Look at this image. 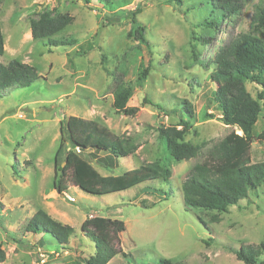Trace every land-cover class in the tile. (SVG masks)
Returning a JSON list of instances; mask_svg holds the SVG:
<instances>
[{"label": "rangeland", "instance_id": "374dc122", "mask_svg": "<svg viewBox=\"0 0 264 264\" xmlns=\"http://www.w3.org/2000/svg\"><path fill=\"white\" fill-rule=\"evenodd\" d=\"M203 1L115 0L107 8L96 0H0L5 46L0 61L31 64L40 75L30 86L0 95V248L6 255L0 264H62L89 257L95 246L81 227L93 216L124 222V230L112 241L121 252L108 264H156L164 258L184 264H243L232 249L264 242V182L224 213L184 204L181 183L193 166L208 159L232 130L241 133L224 124L215 107L219 84L211 76L217 72L216 54L228 36L250 32L264 36V26L253 30L259 0H244L240 14L220 17L214 28L200 25L210 16ZM137 8L141 12L136 19L148 45L132 31L128 12ZM45 13L69 15L73 21L49 38L33 39L31 20ZM49 39L70 44L57 46ZM146 67L145 82L135 87L127 103L137 108L136 113H118L113 107L117 80L133 85ZM245 84L256 95L259 87ZM71 116L98 121L136 145L135 153L118 160L115 169L96 164L102 174L170 162L161 128L185 129V140L199 145L200 151L189 160L170 162L168 183L146 181L128 190L92 195L69 175L66 196L53 184L55 172L61 173L55 164L61 124ZM263 116L248 153L252 164L264 162ZM148 185L159 191L148 195ZM40 209L74 227L71 243L76 250L52 253V245L42 247L40 235L26 231Z\"/></svg>", "mask_w": 264, "mask_h": 264}, {"label": "trees", "instance_id": "16d2710c", "mask_svg": "<svg viewBox=\"0 0 264 264\" xmlns=\"http://www.w3.org/2000/svg\"><path fill=\"white\" fill-rule=\"evenodd\" d=\"M91 1L85 0L86 3ZM96 1L107 8L115 2V0ZM243 1L210 0L209 2L204 0L201 4L207 5L210 16L200 25L214 28L220 17L224 18L226 14H240ZM140 12L141 8H137L129 11L128 16L131 17L132 31L136 32L137 39L148 45L143 34L144 28L136 19V15ZM72 21L73 17L69 15L51 17L49 13H45L39 20H31L32 37L33 39L49 38L63 30ZM263 26L264 0H259L253 16V30L258 31ZM1 30L0 22V58L5 53L4 35ZM49 42L57 46L70 44L69 40L58 42L49 39ZM203 42L206 43V39H203ZM215 64L217 72L211 76L219 84L214 91L215 107L220 112L221 121L228 126L237 127L241 133L236 130L228 133L210 151L208 159L193 166L187 179L181 183V189L185 206L224 213L230 206L239 205L240 201L248 198L250 191L264 182V162L252 164L248 161L249 149L255 140L257 123L261 114H264V36L260 37L255 32L228 36L216 54ZM148 74L149 67L142 69L133 85L117 80L113 89V107L118 113L126 115L136 113L137 108L128 107L127 103L134 94L135 87H141ZM39 77L37 68L31 64L15 59L8 64L0 61V95L6 94L10 88L19 89L30 86ZM245 81H250L259 87L256 95L249 91ZM155 106L161 110L164 109L159 103ZM178 111L183 110L176 109L174 112ZM187 113L190 111L187 110ZM182 121L184 126H187V122ZM60 129L62 136L56 152L55 164L59 166L61 173L58 176L55 172L53 185L62 194L68 189L69 175L76 186L92 195H107L128 190L146 181L158 180L161 183H168L172 177L170 162L189 160L197 156L200 151L199 145L185 140V129L161 128L160 136L164 139L165 150L169 155L167 161L170 162L148 163L117 175L102 174L95 167L96 164L107 170L115 169L118 160L135 153L136 145L129 138L117 136L108 127L100 125L98 121L86 120L78 116L69 117L65 123L61 124ZM260 136L264 137V133ZM63 152L65 155L62 162H65V166L62 162L59 163V157ZM101 153L105 156L96 157ZM86 155L96 157L95 160L90 157L95 163ZM158 191V188L148 185L145 193L150 195ZM216 218V216L212 217L214 220ZM81 230L83 235L94 244L95 252L89 257L74 258L62 264H108L121 252L112 241L117 239L118 233L124 230L123 221L93 216L83 222ZM26 231L40 235L39 244L42 247L47 244L52 245L54 247L52 253L59 255L76 250L71 243L76 236L74 227L54 219L43 209L38 210L29 220ZM232 250L237 258L244 262L243 264H264V242L257 246L243 245L239 249ZM35 256L37 259L38 256ZM5 259V252L0 248V263ZM156 264L184 263L164 258Z\"/></svg>", "mask_w": 264, "mask_h": 264}, {"label": "built area", "instance_id": "2783aa9c", "mask_svg": "<svg viewBox=\"0 0 264 264\" xmlns=\"http://www.w3.org/2000/svg\"><path fill=\"white\" fill-rule=\"evenodd\" d=\"M65 195L68 196L67 193H65ZM68 198H69V197H68ZM70 200H71V199H70Z\"/></svg>", "mask_w": 264, "mask_h": 264}, {"label": "clouds", "instance_id": "9594fccd", "mask_svg": "<svg viewBox=\"0 0 264 264\" xmlns=\"http://www.w3.org/2000/svg\"><path fill=\"white\" fill-rule=\"evenodd\" d=\"M64 193H66V192H64Z\"/></svg>", "mask_w": 264, "mask_h": 264}]
</instances>
